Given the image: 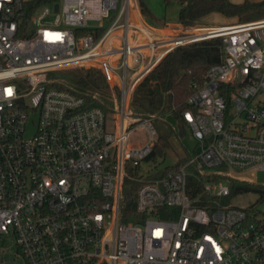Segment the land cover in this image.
Returning a JSON list of instances; mask_svg holds the SVG:
<instances>
[{
	"label": "built area",
	"instance_id": "obj_1",
	"mask_svg": "<svg viewBox=\"0 0 264 264\" xmlns=\"http://www.w3.org/2000/svg\"><path fill=\"white\" fill-rule=\"evenodd\" d=\"M25 1L0 0V264H264V217L223 204L216 180L264 169V18L167 33L138 0H56L29 18ZM212 38L224 57L183 113L196 149L176 171L139 174L158 133L134 115L135 89L177 47ZM80 68L104 74L109 114L56 86L55 72ZM139 127L146 141L129 144ZM127 179L138 222L122 219Z\"/></svg>",
	"mask_w": 264,
	"mask_h": 264
},
{
	"label": "trees",
	"instance_id": "obj_2",
	"mask_svg": "<svg viewBox=\"0 0 264 264\" xmlns=\"http://www.w3.org/2000/svg\"><path fill=\"white\" fill-rule=\"evenodd\" d=\"M56 0L25 1L24 10L29 18L42 5ZM176 1L179 5L178 23L183 27H198L201 20L211 13L238 18L249 22L264 18V0H244L240 3L231 0H164L167 7ZM140 9L149 23L156 28H166L167 23L156 18L148 7L146 0H138ZM223 39L212 38L177 47L167 54L159 64L137 86L132 99V110L136 116H154V126L158 137L150 157L155 160L165 154L175 129L167 122L170 116L184 122L183 113L190 108L188 97L193 92V85L202 84L210 66L220 63L224 57ZM70 79H58L56 86L83 96L87 107L102 109L106 114L112 110L110 92L104 74L97 68H80L70 70ZM185 161L182 158L177 164L158 170L156 176L162 177L170 171H176ZM216 180L227 181L230 195L220 201L227 204L238 194L258 192L264 195V186L255 182L238 180L229 177H218ZM204 181V180H203ZM203 181H190L192 197H201L199 204L205 205L209 198L203 193ZM140 183L127 179L124 183L122 219L125 223L138 222L144 218L137 211V191ZM172 219V216H164Z\"/></svg>",
	"mask_w": 264,
	"mask_h": 264
},
{
	"label": "rangeland",
	"instance_id": "obj_3",
	"mask_svg": "<svg viewBox=\"0 0 264 264\" xmlns=\"http://www.w3.org/2000/svg\"><path fill=\"white\" fill-rule=\"evenodd\" d=\"M31 1V0H27ZM235 3L243 2L244 0H231ZM250 1H260V0H250ZM146 3L156 18L163 20L167 23L166 28H163L164 32L175 33L178 29H181V26L178 23L179 15V5L176 1L170 3L167 7L164 5V0H146ZM118 9L112 10L110 12L111 17L117 15ZM146 19V18H145ZM263 19V18H260ZM227 16H224L219 13H211L201 20L199 27H214L212 25H222L228 23L229 21ZM259 20V19H255ZM254 21V20H252ZM112 19L107 18L103 19L100 23L103 24L105 29L109 28L111 25ZM148 24L149 21L146 19ZM245 23L240 21L238 18H233L229 25ZM151 25V24H150ZM225 26V25H223ZM70 70H63L55 72L53 75L61 79H70ZM36 120V117L33 116L30 118V124L27 129V135L31 136L36 131V126L33 124V121ZM167 122L172 124L175 129V135L171 138L169 145L165 149V154L163 156H158L153 161H148L142 164L139 174L146 176L152 171H158L164 169L165 167L177 164L182 158L186 157L189 153H192L196 147L197 142L194 139L192 132L190 131L189 126L180 120H176L172 117L167 118ZM148 135L145 129L139 127L131 135L129 144L132 145H141L143 144ZM240 179L255 182L264 186V169L254 170L251 172H246L239 176ZM227 204H232L235 206H242L248 208L249 212L252 215H255L259 218L264 217V195L258 192H247L243 194H238L233 197L230 202Z\"/></svg>",
	"mask_w": 264,
	"mask_h": 264
},
{
	"label": "crops",
	"instance_id": "obj_4",
	"mask_svg": "<svg viewBox=\"0 0 264 264\" xmlns=\"http://www.w3.org/2000/svg\"><path fill=\"white\" fill-rule=\"evenodd\" d=\"M233 20L232 17H228V20L229 21L228 23H225V24H222V25H218V26H223V25H229V23ZM212 26H216V25H212Z\"/></svg>",
	"mask_w": 264,
	"mask_h": 264
},
{
	"label": "bare ground",
	"instance_id": "obj_5",
	"mask_svg": "<svg viewBox=\"0 0 264 264\" xmlns=\"http://www.w3.org/2000/svg\"><path fill=\"white\" fill-rule=\"evenodd\" d=\"M202 30H205L204 28L203 29H199V31H202ZM154 32H157L159 33L160 31L159 30H154ZM163 33V32H162Z\"/></svg>",
	"mask_w": 264,
	"mask_h": 264
},
{
	"label": "water",
	"instance_id": "obj_6",
	"mask_svg": "<svg viewBox=\"0 0 264 264\" xmlns=\"http://www.w3.org/2000/svg\"><path fill=\"white\" fill-rule=\"evenodd\" d=\"M55 10H56V11L58 10V4L55 5Z\"/></svg>",
	"mask_w": 264,
	"mask_h": 264
}]
</instances>
